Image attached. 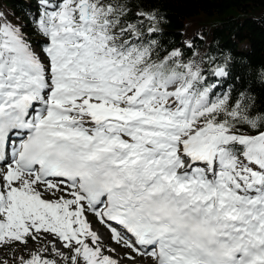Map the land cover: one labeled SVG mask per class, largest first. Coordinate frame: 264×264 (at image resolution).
Wrapping results in <instances>:
<instances>
[{
	"label": "snow or ice",
	"instance_id": "obj_1",
	"mask_svg": "<svg viewBox=\"0 0 264 264\" xmlns=\"http://www.w3.org/2000/svg\"><path fill=\"white\" fill-rule=\"evenodd\" d=\"M164 22L133 0L0 11V264H264V66L170 47Z\"/></svg>",
	"mask_w": 264,
	"mask_h": 264
},
{
	"label": "trees",
	"instance_id": "obj_2",
	"mask_svg": "<svg viewBox=\"0 0 264 264\" xmlns=\"http://www.w3.org/2000/svg\"><path fill=\"white\" fill-rule=\"evenodd\" d=\"M30 4L0 0V7L21 18ZM136 5L156 7L165 16L162 40L170 47L195 38L201 51H230L237 68L264 66V0H133ZM201 30L204 39L197 36ZM252 88L257 104H264V85L257 81Z\"/></svg>",
	"mask_w": 264,
	"mask_h": 264
},
{
	"label": "rangeland",
	"instance_id": "obj_3",
	"mask_svg": "<svg viewBox=\"0 0 264 264\" xmlns=\"http://www.w3.org/2000/svg\"><path fill=\"white\" fill-rule=\"evenodd\" d=\"M1 11H4V9L1 8ZM243 44H245V43H243ZM243 47H244V49H248L249 46H246V44H245V46H243ZM30 243L31 244H29V247H33L34 246L33 244H35V242H32V241H30ZM6 254H7V249L0 247V258L5 257Z\"/></svg>",
	"mask_w": 264,
	"mask_h": 264
}]
</instances>
